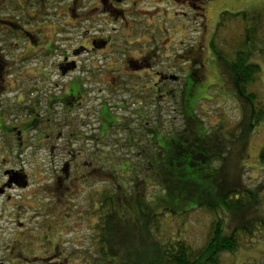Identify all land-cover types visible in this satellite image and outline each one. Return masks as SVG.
Returning <instances> with one entry per match:
<instances>
[{"label": "rangeland", "instance_id": "1", "mask_svg": "<svg viewBox=\"0 0 264 264\" xmlns=\"http://www.w3.org/2000/svg\"><path fill=\"white\" fill-rule=\"evenodd\" d=\"M4 1H6L5 4ZM16 2H20L21 4L24 3L23 0H0V40H7L4 43H0V99L3 101V103L0 104V112L3 118H8L10 120L12 114L10 113L11 110H9L8 103L12 102L13 104L15 96L21 90L22 92L29 90L32 86L31 83H34L33 81H31V83H23L25 78H33L36 82V90L44 95V97L48 95V97L51 98H56L60 95L61 89H57L56 84L64 86L71 78L63 80L55 70L56 65L59 64L61 60V58L57 56L60 52L59 48L65 47L62 43L58 44L57 42L55 46L56 53L51 56L47 55L40 44L35 47L29 45L24 46L22 43H20L19 46V43L14 45L13 30L8 28V22H13L15 24L19 19L22 22H24L23 19H25L26 21L24 24H26L33 14L42 12L44 10L43 6L47 4V14L46 11H43V19L47 17L49 23L53 21L54 24L58 25L63 32L61 34L74 30L72 26H78L80 18L83 20L79 25L83 29H81V31H76L74 41L71 43L74 48L78 47L76 42L80 41L82 37L83 41L85 39L90 41V38L99 34L96 30H93V32H91V30L87 33L85 29H90V26L93 25L89 21H85L86 18H89V15H87L88 9L94 5L93 0L85 1L82 5L83 7L81 6L79 9V14H84L78 17V14H72V11H68L66 16L63 12L65 6L62 8V0H43L42 4H40L41 0H38L36 4H33L31 7L26 6L24 10L26 12L25 16L22 14L23 10H15L13 5L16 4ZM49 2L50 5H48ZM179 2L181 7H178V11L183 12L185 4L182 0ZM263 3L264 0H213L206 11L204 22L198 20V18H202V13L197 10V19H194V21L184 19L183 23L176 24V29H179L180 32L175 35L173 34L175 38L169 35L171 40L163 45V47L166 46V49L163 48L164 52L162 51L160 54L161 61L163 62L159 67L157 66L158 69H155L158 71L161 70L162 73L167 76V80L162 84L170 91H173V96H171L174 98L173 101L166 102L161 110L157 103H154L149 110L145 108L144 112L148 110V118L146 120L144 116L132 115V111L137 108L131 105H128V109L122 111L112 110L113 115L119 120H117L115 124V126H118L120 129L116 135L110 130L108 138L104 139L100 133L94 132L96 140L94 142L89 140L88 137L91 133L88 127L85 126L80 128V125L77 124L79 123L78 119L80 115L78 117L76 113L74 114L76 120L73 126L65 125L64 123H66V120L63 109L60 105H57V109H53L54 114L51 115L53 118L52 124L55 125H53L54 129L57 133L60 132L63 135L71 131L75 138L78 136L80 137L79 141L73 140V146H83L85 154L82 156V159L84 163H86L85 167L88 169L84 168V170H82L84 172L82 176L79 174L80 178L76 179V169L73 167L71 169L73 170L71 178H74L71 180L72 182L65 187L68 188V194L66 193L59 198L55 197V201L50 200L52 194H42L39 196V190L41 189L47 190L45 188H49L48 190H54L51 184L53 181L54 168L49 161L48 150L41 152L42 154L40 155H35L32 152L34 145L32 134H35L37 131H35V133L29 132L25 134L23 145H27V147L20 155H16L18 150L17 142L14 141L15 137L12 136V139L7 138L2 132L0 134V140H4V148L7 146V141L15 148L11 157H5V160L7 161L12 157L15 158L18 156L19 160L13 162V166L17 169H23L26 172L29 176L30 188L25 192L20 189L8 192L10 196H14L13 203H17L18 207L21 206V208L16 219L12 216V214L15 213V208L12 209V207H10L9 211L5 213V218L0 221V264H88L96 260L99 255V252H97L99 239L96 237L98 235L96 225L99 219L94 215V212L98 210L95 205L100 201L102 194L115 193L116 189L112 186L111 174H108V172L111 171L110 160L106 161L109 165L106 169L100 162V155L101 153L112 154L119 163L125 156L126 158L130 156L132 164L136 165L140 159H145L144 156L146 153L153 154L157 151L144 140L147 137H151V133L148 130L151 129L153 124L158 122L160 127H163L165 124V132L171 129L178 131L186 129L188 123L184 112L185 108L182 106V98L186 89L188 73H185L184 70L191 71L195 68L200 76V83H197L196 89H192L191 95L192 104L190 109L194 111L193 113L195 116L202 119L207 127L214 129L222 126L226 130H229L238 124L243 116L242 107L230 85L227 84L226 80L221 76L216 64L210 61V59L214 58V54L209 44L217 30L221 13L230 12L236 14L239 12H249L260 8ZM143 6H146V4L143 3ZM149 6H151V4H149ZM95 12L96 11L93 13L95 14ZM2 22H5V24H2ZM242 25L243 22L240 19H236L229 27L225 26L221 29L215 43L216 47H221V50L223 49L225 52H229V49L235 46V42L239 40L240 33L244 30L242 29L244 25ZM195 26L197 27L195 28ZM33 27L38 29L37 25ZM46 27L48 29H46L43 34L44 36L47 34V36L44 39V45H42V47H46L50 43L53 44V40L61 39L59 29H56L57 26L48 24ZM82 32L84 33L82 34ZM129 33V31L126 32V34ZM57 34H59V36L56 37L55 35ZM173 39H176V41L174 42L175 49L171 55L185 54V51H188V53L197 57V59L189 62H184L182 59L180 61L176 58L170 60L167 58L165 59V57L169 56V52L171 51H169V48L172 46L171 41ZM149 40H151V38H149ZM119 44L121 48L125 46L122 40L119 41ZM51 52H54V48ZM26 53L33 57L31 60L23 62L24 59L22 56ZM83 58H86L85 54L80 58L79 65L81 68L85 67V72L90 71V63L96 68L98 66L102 67L107 61L110 63L113 59L117 60L113 57H107L105 53L89 57L87 62H83ZM117 58H121L119 54ZM257 59L256 61L260 64L262 71L257 79L258 81L252 87V90L259 98L264 100V58ZM45 68V72L49 75L48 79L43 78L41 74H37L38 69L44 70ZM9 75L11 76L8 77ZM73 75L77 76L78 73ZM96 80L97 78H95L94 83ZM82 82L81 78L77 76L67 84V87L69 90L71 88L78 89L82 86ZM89 83V85H94L91 80ZM142 83L145 84V80L138 82L139 85ZM134 84H136L135 81ZM189 86H191V84ZM18 88H21V90H18ZM68 88L65 91L66 93L69 92ZM76 91L77 90H75V92ZM135 100L136 97L132 98V103H134ZM93 103L97 105L98 101L95 100L91 102V104ZM15 110L18 112V109ZM96 110L98 109L91 107L89 110H85L83 114L85 113L84 115H87V118H89L92 116L91 112L95 114ZM44 113L45 111H43V114ZM129 119H132L131 124L128 122ZM89 123L91 122L85 121V124ZM93 124L95 125L94 129H98V125L95 124V122ZM41 130L45 133L48 131V127H42ZM40 132L42 131L39 130L38 133ZM119 139L122 140V147H118L117 145ZM63 140L62 138L60 142ZM134 144H139L142 148L132 147ZM128 146L130 148L129 151L126 149ZM263 148L264 122L256 126L254 133L251 134L248 140L246 152L244 154L243 169L245 181L251 187H259L264 184V165L262 166L259 162V153ZM1 157L3 156H0V158ZM33 165L41 166L46 172H41L38 169L32 168ZM51 168L52 170H50ZM59 168H62V164ZM139 168L142 169L143 172L146 170L143 166H139ZM80 170L81 168L78 170L79 173L81 172ZM73 172H75L74 176ZM141 175H144V173ZM118 179L119 181L127 182V194H130V190L133 188L132 182L128 178V173H124V178L119 176ZM122 185L123 183H121L120 186ZM151 187L155 188L154 186ZM137 188H139V185ZM152 188L150 191H155V189ZM117 189H119V187H117ZM19 195H21V199ZM16 196H18V199ZM64 197H67V199ZM4 201L5 198L0 199V204H2L6 210L7 205ZM42 205H44L43 208H41ZM1 209L2 207H0V211ZM219 215L225 219L227 228H230L229 215H225L221 211ZM44 217L47 218L45 219ZM256 217L264 219V211ZM212 219L213 216L207 212H198L194 216H191L190 220L187 219L181 230L178 229L177 220L175 219L166 220L168 225L165 226L164 223H162V228L172 232H168V234H176V231L179 230L183 239L196 249L204 246L207 236L209 235ZM19 223L22 227L17 226ZM55 234L56 236L58 235V238L55 242H52V239H55ZM249 242V244L246 243L242 245V248L240 247V249L233 254L224 253L221 255L220 264H264V231H260V233L249 240Z\"/></svg>", "mask_w": 264, "mask_h": 264}, {"label": "trees", "instance_id": "2", "mask_svg": "<svg viewBox=\"0 0 264 264\" xmlns=\"http://www.w3.org/2000/svg\"><path fill=\"white\" fill-rule=\"evenodd\" d=\"M236 19L243 22L244 30L235 46L225 52L215 43L219 31ZM209 46L214 54L210 61L236 95L242 119L229 130L207 127L190 109L192 89L200 83V76L188 71L182 98L188 123L185 130L165 132V124H153L148 130L151 137L144 140L157 151L146 153L136 165L130 156L119 163L112 154L101 153L100 162L106 169L110 160L108 174L116 189L100 195L95 205L99 255L88 264H220L221 255L237 252L264 231V219L256 217L264 211V184L249 186L243 169L248 140L264 122V100L252 90L262 71L256 60L264 58V3L249 12L221 13ZM171 96L165 92L163 105L173 101ZM112 128L107 126V130ZM122 144L119 140L117 145ZM132 147L142 148L139 144ZM259 162L264 165V148ZM124 173L132 182L130 194L127 182L118 179ZM220 211L229 215L230 228ZM198 212H207L213 219L204 246L195 249L179 230ZM171 219L177 220L176 234L162 228Z\"/></svg>", "mask_w": 264, "mask_h": 264}, {"label": "flooded vegetation", "instance_id": "3", "mask_svg": "<svg viewBox=\"0 0 264 264\" xmlns=\"http://www.w3.org/2000/svg\"><path fill=\"white\" fill-rule=\"evenodd\" d=\"M37 1L38 0H23L24 3L21 4L20 2H16L13 6L17 11L23 10L22 14L25 16L26 12L24 10L26 6L31 7L33 4H36ZM42 1L43 0H41L40 4H42ZM85 1L86 0H62V8L65 6L63 12L67 16L68 11H72V14H78V17L84 14H79V9ZM179 1L180 0H93V7H90L87 11L89 18L85 19V21H89L93 25L90 26V29H85L87 33L91 30V32L96 30L99 34L90 38V41L87 39L83 41L82 37L80 41L76 42L78 47L75 48L71 43L74 41L76 31H81V29H83L79 26L80 22H83V20L80 18L78 26H72L74 30L61 34L63 32L58 25L54 24L53 21L49 23L47 17L43 19V11H46L47 14V4L43 6L44 10L42 12L33 14L26 24H24L26 21L25 19H23L24 22L19 19L15 24L13 22H8V28L13 30L14 45L19 43V46L20 43H22L24 46L29 45L35 47L40 44L47 55L51 56L56 53L55 46L57 42L58 44L62 43L65 47L59 48L60 50L57 49L60 51L57 56L61 58V60L60 63L56 65V72L63 80L71 78V81L74 77L79 76L83 81L80 88H71L70 90L67 87L70 81L64 86L56 84L57 89H61V92L59 91L60 95L56 98H51L48 97V95L44 97V95L36 90V82L33 78H25L23 83H31V81L34 83H31L32 86L26 92H22L21 88H18V90L21 91L15 96L13 104L12 102L8 103L9 110H11L10 113L12 114L11 120L3 118L0 112V134L3 132L4 135L10 139H12V136L15 137L14 141L17 142L18 150L16 155L23 153L27 147V145H23L25 134L29 132L35 133V131L37 132L32 134L34 141L32 152L35 155H40L42 154L41 152H45L46 150L49 151L48 158L54 168L53 181L51 183L54 190H48L49 188H45L47 190L41 189L39 190V196L42 194H52L50 200L55 201V197L59 198L66 193L68 194V188L65 187H67L74 178H71V173L73 171L71 169L73 167L76 169V173L73 172V176L74 173L77 175L76 179L80 178L79 174L82 176V173H84L82 170H84V168L88 169L85 167L86 163H84L82 159V156L85 154L83 146H73V142L79 141L80 137L78 136L75 138L71 131L63 135L60 132L57 133L54 129L55 125L52 124L53 118L51 115L54 114L53 109H57V105H60L63 109L66 120V123H64L65 125L73 126L76 120L74 114L76 113L78 117L80 115L78 119L79 123L77 124L80 125V128L85 126L88 127L91 133L88 138L93 142L96 140L94 132L100 133L104 139L108 138L110 130H107V126L109 125H112L113 128L111 130L115 135L120 131L118 126H115L118 118L112 113L114 109L122 111L128 109V105L134 106L137 109L132 111L131 114L134 116H144L145 120L148 118L149 108L154 103L159 104L161 110L165 102V92L168 94L173 93V91H170L162 84L167 80V76L164 75L161 70H155L158 69L157 66L159 67L163 62L161 61L160 55L162 51L164 52L163 48L166 49V46L163 47V45L171 40L170 36L175 38L174 35L180 32L179 29H176V24L183 23L184 19H189L190 21L197 19V10L202 13V18H198V20L204 22L206 11L213 0H182L185 4L183 12L178 11V7H181ZM5 2L6 1H4V4ZM143 3L146 4V6H143ZM149 4H151V6H149ZM48 5H50V2ZM94 11H96L95 14L93 13ZM2 24H5V22H2ZM48 24L59 27H56V29H59L61 39L53 40V44L50 43L46 47H42V45H44V39L47 36V34L44 36L43 33L48 29L46 27ZM35 25L38 26V29L33 27ZM196 27L197 26H195V28ZM128 31L130 33L126 34ZM83 33L84 32H82V34ZM59 34L55 36L57 37ZM149 38H151V40H149ZM176 39L171 41L172 46L169 48V51H171L169 52V56L165 57V59L167 58L170 60L176 58L180 61L182 59L184 62L196 60L197 57L192 56L188 51H185V54L171 55L175 49L174 42ZM120 40H122L123 45H125L123 48L119 46ZM5 41L7 40H0V43H4ZM53 48L54 52H51ZM104 53L107 57H113L117 60L113 59L110 63L107 61L102 67L98 66L96 68L90 63V71L87 72L84 71L85 67H80V58L84 54L86 58L82 60L83 62H87L89 57ZM118 54L121 57L120 59L117 58ZM18 57L21 58L20 56ZM22 57L24 59L23 62H25L31 60L33 56L31 57L26 53ZM46 68L44 70L38 69L37 74H41L43 78L48 79L49 75L45 72ZM184 71L188 73L187 70ZM192 72L197 73V70L194 68ZM77 73V76L73 75ZM10 76L11 75L8 77ZM95 78H97V80L94 83ZM90 80L94 85H89ZM141 80H145V84L142 83L139 85L138 82ZM134 81L136 84H134ZM67 88L69 92L66 93L65 91ZM75 90L77 91L75 92ZM134 97H136V100L132 103V98ZM95 100L98 101L97 105H95V103L91 104V102ZM1 103H3V101L0 99V104ZM91 107H95L98 110L95 111V114L91 112L92 116L87 118V115H84L85 113L83 114V112L89 110ZM145 108L148 109L147 112H144ZM15 109H18V112ZM43 111H45L44 114ZM85 121L91 123L85 124ZM94 122L98 125V129H94ZM128 122L131 124L132 119H129ZM42 127H48V131L43 133V130H41ZM39 130L42 132L38 133ZM83 136L85 138L84 134ZM62 138L64 140L60 142ZM3 144L4 140L1 139L0 156L3 157H1L2 159L0 158V199L5 198L4 203L7 205V209L5 210L4 206L0 204V207H2L0 211V221L5 218V213L9 211L10 207H12V209L15 208V213L12 214L14 219H16V216L20 213L21 206L19 205L20 207H18L17 203H13L14 196H10L8 192L16 189L25 192L30 188L29 176L26 172L23 169H17L13 166V162L19 160L18 156L15 158L12 157L7 161L5 160V157H11L15 148L9 141H7V146H5V148ZM29 163L33 164L32 162ZM61 164L62 168L60 169L59 167ZM32 168L38 169L41 172H46L41 166L33 165ZM79 168H81L80 173L78 172ZM50 170H52V168ZM19 196L21 199V195ZM16 197L18 199V196ZM64 198L67 199V197ZM44 205H42L41 208H43ZM44 218L46 219L47 217ZM17 226L22 227L20 223ZM57 238L58 235L56 236L55 234V239H52V242H55Z\"/></svg>", "mask_w": 264, "mask_h": 264}]
</instances>
